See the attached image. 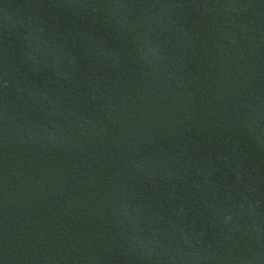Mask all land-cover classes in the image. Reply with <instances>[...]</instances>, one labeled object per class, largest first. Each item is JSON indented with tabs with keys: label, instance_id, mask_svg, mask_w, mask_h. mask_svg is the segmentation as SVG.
I'll return each instance as SVG.
<instances>
[{
	"label": "trees",
	"instance_id": "trees-1",
	"mask_svg": "<svg viewBox=\"0 0 264 264\" xmlns=\"http://www.w3.org/2000/svg\"><path fill=\"white\" fill-rule=\"evenodd\" d=\"M0 264H264V0H0Z\"/></svg>",
	"mask_w": 264,
	"mask_h": 264
}]
</instances>
